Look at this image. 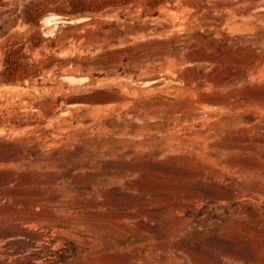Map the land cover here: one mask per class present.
Masks as SVG:
<instances>
[{
    "label": "rangeland",
    "instance_id": "obj_1",
    "mask_svg": "<svg viewBox=\"0 0 264 264\" xmlns=\"http://www.w3.org/2000/svg\"><path fill=\"white\" fill-rule=\"evenodd\" d=\"M46 5L76 27L0 80V264H264V0Z\"/></svg>",
    "mask_w": 264,
    "mask_h": 264
},
{
    "label": "trees",
    "instance_id": "obj_2",
    "mask_svg": "<svg viewBox=\"0 0 264 264\" xmlns=\"http://www.w3.org/2000/svg\"><path fill=\"white\" fill-rule=\"evenodd\" d=\"M50 0H26L19 3V0H0V37H3L9 28L16 25L18 20L29 28L24 34L13 35L5 39L0 44V50L3 53L2 70L0 71V80L4 83L12 82L17 76L25 77L29 71V64L25 62L27 56L23 50H35L41 46L45 40H51L54 44L57 38H60L65 31L74 28L69 24L59 25L52 37L45 38L40 31V19L47 13L53 12L46 2ZM84 22L80 26L86 24ZM114 26V25H111ZM119 28V26H117ZM119 34L122 31L117 30Z\"/></svg>",
    "mask_w": 264,
    "mask_h": 264
}]
</instances>
